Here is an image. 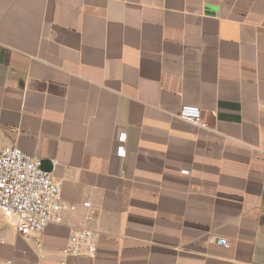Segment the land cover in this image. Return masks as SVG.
Returning a JSON list of instances; mask_svg holds the SVG:
<instances>
[{"label": "crops", "instance_id": "1", "mask_svg": "<svg viewBox=\"0 0 264 264\" xmlns=\"http://www.w3.org/2000/svg\"><path fill=\"white\" fill-rule=\"evenodd\" d=\"M0 146L75 205L0 264H264V0H0Z\"/></svg>", "mask_w": 264, "mask_h": 264}, {"label": "built area", "instance_id": "2", "mask_svg": "<svg viewBox=\"0 0 264 264\" xmlns=\"http://www.w3.org/2000/svg\"><path fill=\"white\" fill-rule=\"evenodd\" d=\"M179 117L187 122L209 128V123L202 118L198 106L184 105ZM126 133L118 135L116 153L126 156ZM188 174L189 170L181 171ZM83 206L91 208L90 201H84ZM75 205L62 199L60 183L56 182L52 173L43 168L41 158L26 153L19 147L0 146V211L12 218L17 232L23 236L41 235L51 221L62 222L64 210H74ZM90 218V217H88ZM96 231L90 227L75 226L66 245L61 249L65 256L97 255ZM220 245L228 246L226 239H220ZM41 246L39 239L35 241Z\"/></svg>", "mask_w": 264, "mask_h": 264}]
</instances>
